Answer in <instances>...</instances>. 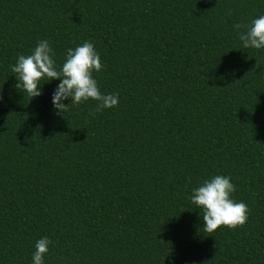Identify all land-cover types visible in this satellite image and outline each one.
I'll list each match as a JSON object with an SVG mask.
<instances>
[{
  "label": "trees",
  "instance_id": "16d2710c",
  "mask_svg": "<svg viewBox=\"0 0 264 264\" xmlns=\"http://www.w3.org/2000/svg\"><path fill=\"white\" fill-rule=\"evenodd\" d=\"M261 15L264 0H0V264H33L44 237V264H264V49L234 29ZM40 40L58 70L91 42L118 105L58 114L59 80L17 90L10 66ZM216 175L249 218L211 237L190 197Z\"/></svg>",
  "mask_w": 264,
  "mask_h": 264
},
{
  "label": "clouds",
  "instance_id": "9594fccd",
  "mask_svg": "<svg viewBox=\"0 0 264 264\" xmlns=\"http://www.w3.org/2000/svg\"><path fill=\"white\" fill-rule=\"evenodd\" d=\"M234 29H243L239 31V40L244 48L264 49V15L254 19L250 26L236 23ZM10 67L17 80L16 89L32 99L42 94L39 90L41 81L59 80L52 96V103L58 114L66 111L70 104L80 105L89 100L97 102L96 112L118 105V95L101 94L93 77V72L101 71L103 65L91 42L85 41L75 49H67L65 61L59 70L47 40L38 41L31 54L19 55L15 65ZM66 100L71 101L67 106L63 103ZM235 191L231 177L223 175L206 179L201 186L193 189L190 202L202 211L203 231L209 236L220 228L236 230L247 223L248 206L232 199ZM51 243L47 237L37 241L33 264H44V256Z\"/></svg>",
  "mask_w": 264,
  "mask_h": 264
}]
</instances>
